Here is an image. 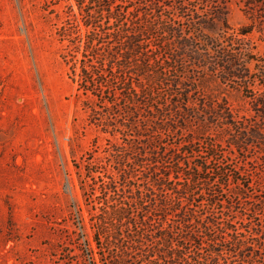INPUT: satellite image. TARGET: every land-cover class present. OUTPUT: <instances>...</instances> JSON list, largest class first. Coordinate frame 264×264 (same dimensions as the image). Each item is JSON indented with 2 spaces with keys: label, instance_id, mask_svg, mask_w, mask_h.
I'll list each match as a JSON object with an SVG mask.
<instances>
[{
  "label": "trees",
  "instance_id": "trees-1",
  "mask_svg": "<svg viewBox=\"0 0 264 264\" xmlns=\"http://www.w3.org/2000/svg\"><path fill=\"white\" fill-rule=\"evenodd\" d=\"M74 1L78 13L69 5L58 30L61 55L88 124L107 136L80 178L104 250L97 260L85 245L89 264L101 257L103 264H264V198L251 201L246 222L213 210L240 213V202L224 198L234 176L215 159L222 139L245 161L248 147L258 145L264 164V93L250 96L256 119L238 116L226 97L214 95L230 83L250 88L252 75L264 86V58L252 56L246 38L256 23L253 8L246 12L251 22L234 29L217 0L192 10L185 0ZM253 60L260 70L250 74L241 62ZM213 124L218 138L200 156L195 146ZM60 249L58 264H83L81 253Z\"/></svg>",
  "mask_w": 264,
  "mask_h": 264
},
{
  "label": "rangeland",
  "instance_id": "rangeland-1",
  "mask_svg": "<svg viewBox=\"0 0 264 264\" xmlns=\"http://www.w3.org/2000/svg\"><path fill=\"white\" fill-rule=\"evenodd\" d=\"M205 1L185 0L189 10ZM217 2L227 8L234 29L251 22L246 12L253 8L256 23L246 38L252 56L264 58V0ZM69 5L78 13L74 0H0V264H58L61 247L81 253L82 263L89 264L85 245L95 250L97 260L104 252L97 245L80 178L89 168L88 159L101 155L107 136L88 124L83 97L78 96L61 55L65 42L58 30ZM241 64L250 74L260 70L256 60ZM261 82L252 75L250 88L238 90L230 83L215 88L214 95L226 97L238 116L251 114L256 119L250 96L264 93ZM218 131L219 125L213 124L207 139L196 144L200 156H205L208 143L216 142ZM258 147H248L245 161V154L231 151L225 139L218 144L215 159L234 176L224 187V198L241 203L236 205L238 215L234 211L221 215L223 206H215L219 217L246 222L251 201L264 198V164ZM240 189L244 195L238 197ZM101 260L97 264L105 258Z\"/></svg>",
  "mask_w": 264,
  "mask_h": 264
}]
</instances>
